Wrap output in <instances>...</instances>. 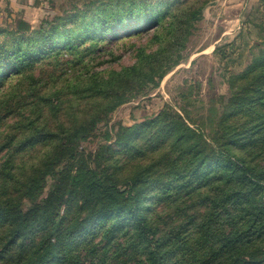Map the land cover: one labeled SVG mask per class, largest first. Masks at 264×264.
I'll use <instances>...</instances> for the list:
<instances>
[{
  "label": "rangeland",
  "instance_id": "374dc122",
  "mask_svg": "<svg viewBox=\"0 0 264 264\" xmlns=\"http://www.w3.org/2000/svg\"><path fill=\"white\" fill-rule=\"evenodd\" d=\"M143 1L149 4L151 14L175 10L185 2L192 1L196 6L208 3L189 37L180 64L171 69L160 86L119 105L99 123L97 136L75 146L78 157L82 156L85 162L101 172L112 174L123 189L127 187L128 177L149 165L153 166L147 177L150 181L156 180L161 172L172 174L146 191L147 198L141 210L145 218L143 230L131 218L103 216L77 233L66 244L67 252L65 250L52 264H157L155 251L162 258L160 264H201L220 247L228 252L217 264H234L238 251L235 245L229 247L231 236L234 237L239 228L248 227L259 210L264 213V192L261 187L255 189L258 182L264 185V103L260 102V107L255 110L250 104L234 107L222 99L236 88L243 89L244 94L264 95L259 89L264 85L250 82L255 75L240 76L232 81L233 75L249 68L252 53L258 50L253 46L246 59L249 45L237 38L242 29V17L245 18L246 10H251L252 2L247 6L245 0ZM59 3H51L35 26L20 29L39 28L43 22L55 21L73 6L83 5L65 7ZM64 24L47 25L49 35L65 38L73 31L71 42H79V47L68 44L61 49V45H53L41 55L27 56L30 50L35 51L42 45L45 36L20 51L13 48L23 44V41H17L18 35L0 32V52L4 55L0 62L1 203L22 202L25 208L32 205L25 192L38 171L44 170L49 159L60 149V123H71L74 109L81 112V120L86 121L97 106L94 98L98 93H94L88 84L92 75L106 78L115 70L134 64L141 49L150 52L160 46L158 42H150L157 28L154 23L145 25L141 35H126L129 25L119 27L118 31L126 33L119 38H114L116 35L112 32L104 38L95 35L78 17H71ZM7 27L19 29L14 17ZM66 28L69 31L63 32ZM230 44L234 53H231ZM236 47L238 50L235 51ZM16 59L20 61L11 62ZM57 104H60L59 108H55ZM167 106L203 133L210 143L221 134L227 136V126L233 127L228 131L236 138L223 141L224 151L233 156L238 166L250 169V176L245 180L248 184L239 185L238 176H232L234 174L227 172L228 168L221 164L199 167L184 177L178 166L182 158L174 161L181 152L180 146H172L167 149V155L159 157L162 138L166 135L159 126L140 127L129 138V144H119L115 137H105L112 126L121 122L128 126L145 124ZM48 129L56 133L45 134ZM73 157L70 154L66 160L74 161ZM214 175L216 177L212 179ZM171 180L170 185H164ZM55 181V175L47 177L45 193L39 200L47 196ZM182 183L184 186L178 187ZM238 190H246L248 196L236 195ZM69 195L59 205L51 222L39 225L10 244L14 223L0 216V264H21L42 241H47L49 236L55 238L54 228L58 232L59 227L64 228L74 217L87 216V208L78 209L88 195ZM259 242L260 247L253 248H257V253L262 256L264 239ZM240 252L250 254L253 249L245 248Z\"/></svg>",
  "mask_w": 264,
  "mask_h": 264
},
{
  "label": "trees",
  "instance_id": "16d2710c",
  "mask_svg": "<svg viewBox=\"0 0 264 264\" xmlns=\"http://www.w3.org/2000/svg\"><path fill=\"white\" fill-rule=\"evenodd\" d=\"M208 2H204L201 6L195 3L185 2L180 7L166 10L165 12L151 14L148 10L150 6L143 0H87L83 2L81 7L73 6L64 15L56 17L55 21H45L39 28L31 31L21 30L22 27H30L27 24H17L19 29H10L0 26V32L6 34L18 35L17 41H23L15 50H24L28 44L39 42L45 36V41L37 50H30L27 56L35 54H43L47 48L53 45H61V49H65L68 44L79 47V42H71L73 31L70 36L65 38H54L49 35L47 25L55 26L64 22L71 17L82 19V24L88 31L99 35L102 38L112 32L116 36L122 37L124 34L141 35L145 30V25L154 23L157 28L152 35L150 42H158L160 46L155 50L146 52L141 49L138 53V60L132 65L124 66L119 70H115L106 78L92 75L88 84L93 88L96 98H94L96 108L88 120H81V112L73 110L71 123L61 122L59 132L60 149L51 159H49L44 170H39L30 186L25 192L26 197L31 200L32 205L23 207L22 202L1 203L0 216L14 223L10 240L8 244L15 242L17 238L27 235L39 225L51 222L57 213L59 205L66 200L67 195L72 193H82L88 195L82 206V210L87 208L89 212L85 217H74L64 228H58V232L54 228L55 238L49 236L47 241H42L36 250L29 255L21 264H52L60 255L67 252L66 244L72 241L73 237L93 221L103 216L118 215L120 219L131 218L142 230L145 218L141 214L143 201L147 198L146 191L154 187L158 183H162L166 175L171 172H161L158 178L153 181L148 180L150 169L153 166H146L125 181L126 188H121L112 174L101 172L91 164L85 162L84 158L78 157V149L75 144L90 140L98 135L97 130L99 123L107 119L108 116L121 104L128 102L132 97L144 95L153 88L160 86L164 78L171 69L180 64L183 51L187 48V42L191 36L194 27L202 19L204 8ZM77 3H73L74 5ZM70 5V6H71ZM69 7V6H68ZM56 23V24H55ZM130 26V30L126 33L118 31L119 27ZM54 28V27H53ZM65 29L63 32H68ZM116 33H120L121 36ZM41 36V37H39ZM118 36V37H117ZM74 37V36H73ZM84 37V36H81ZM85 37H88L86 34ZM79 37H74V39ZM255 47L257 52L252 53V64L239 75H233L232 81H236L240 76L243 78L249 75H255L250 81L264 85V40L258 42ZM33 47V46H32ZM31 47V48H32ZM254 47V48H255ZM21 51V50H20ZM26 57V55H25ZM226 57V55H225ZM4 60V55L0 52V62ZM20 60H12L16 63ZM261 68L260 70H258ZM244 88V87H241ZM264 92L262 86L259 88ZM243 89H233L229 95L222 96L223 100L234 107L250 104L255 110L260 107V102L264 103V95L244 94ZM53 104V102H52ZM57 104L55 108H59ZM160 124V125H159ZM159 126L166 135L162 138V152L159 154L161 158L163 154L167 155V149L172 146H180L181 152L174 161L181 158L179 168L182 169V175L187 176L199 170V167L211 166L213 164H221L228 168L229 173L238 176L237 183L239 185H247L245 180L249 175L250 169L242 168L232 159L233 156L224 151L223 141H231L235 136H230L226 127V132L230 136L215 137L213 143L205 139L204 134L198 132L190 126L181 115L175 113L169 106L165 107L157 117L150 119L145 124L128 126L123 122L112 126L105 134L107 139L116 138L119 144H129L130 137L139 131L142 126ZM145 126V127H146ZM62 129V130H61ZM230 129V130H231ZM56 132L48 129L45 134L53 135ZM115 134V136L113 135ZM135 137V136H134ZM159 141V140H158ZM74 155V161L66 160L68 155ZM71 157V156H70ZM67 161V162H66ZM60 167V168H59ZM180 172H178L179 174ZM56 176V181L48 192L47 196L39 200L40 196L45 193L46 179L48 176ZM176 175V173H173ZM181 175V174H179ZM250 176V175H249ZM216 176L214 175L212 179ZM173 178V177H172ZM174 180V179H173ZM171 180L165 186L170 185ZM186 183V182H185ZM184 186V184H180ZM261 189L264 192V185L259 182L255 185V189ZM167 190V188H164ZM247 191L238 190L236 195L245 196ZM70 196V195H69ZM248 196V195H246ZM245 196V197H246ZM252 223L246 228H239L230 238V245H235L236 255L234 256V264H264V255L259 256L258 249L254 250V246L260 247V240L264 239V213L259 210L254 214ZM198 217V215H194ZM210 220H213V214ZM129 221V220H128ZM143 222V223H142ZM60 229V230H59ZM252 250L250 254H243L242 249ZM226 249L220 247L213 250L209 260L202 262L203 264H217V261L227 254ZM253 253H256L253 254ZM154 261L160 264L162 258L158 252H154ZM201 263V264H202Z\"/></svg>",
  "mask_w": 264,
  "mask_h": 264
},
{
  "label": "crops",
  "instance_id": "0c3cea01",
  "mask_svg": "<svg viewBox=\"0 0 264 264\" xmlns=\"http://www.w3.org/2000/svg\"><path fill=\"white\" fill-rule=\"evenodd\" d=\"M85 1L87 0H0V26L7 25L12 21V17H14L17 24L35 26L34 23L38 20L40 15H43V13L45 14L48 11V7L51 6V3L60 2V5L68 7L73 3L79 4ZM245 1L247 6L248 2H252V6L251 10L245 11V14L243 15L245 18L242 17L243 22L242 26H240L242 29L237 38L241 39V43H248L249 45V55H246L247 59L250 56L252 47L258 42L264 40V0ZM238 21L241 22L240 17L238 18ZM236 39L233 40L235 44L238 42ZM231 45L232 44L228 46L230 47ZM237 47L235 51L238 50L239 47ZM230 48L233 49L234 47L231 46ZM216 49L217 47L213 50L214 53H216ZM231 53H234V49ZM227 57L228 52H226V58ZM240 64L242 65V62Z\"/></svg>",
  "mask_w": 264,
  "mask_h": 264
}]
</instances>
